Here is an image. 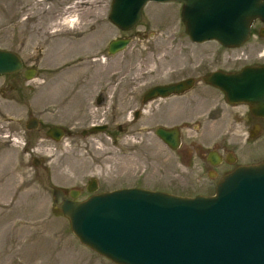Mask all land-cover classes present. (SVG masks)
I'll return each instance as SVG.
<instances>
[{"label":"rangeland","instance_id":"1","mask_svg":"<svg viewBox=\"0 0 264 264\" xmlns=\"http://www.w3.org/2000/svg\"><path fill=\"white\" fill-rule=\"evenodd\" d=\"M76 1L79 0H0V47L16 50L27 63L30 57L40 59L37 68L52 70L42 72L30 82L36 87L29 94L28 90H23L20 94L12 91L0 95V264H114L78 242L67 219L60 213V206L51 199L52 186L71 187L76 183L72 176L81 170L80 162H89L86 153L62 148L36 136L29 137L25 153L21 149L27 145L23 135L27 113L44 118L45 107L54 108L52 103L46 104L38 90L41 86L54 85L51 80L57 66V46L69 43V46L83 48L87 43L100 40L97 44L100 43L101 49L107 40L122 34L108 19L111 0H87L75 6L79 11L76 27L63 26L66 34L54 36L61 29L58 24L61 13ZM180 11L181 4L176 2H148L132 30L148 39L134 38L125 51L110 59L112 63L121 58L128 76L140 74L145 80L157 76L162 81L170 70L168 55L186 46L193 67L203 56V47L208 50L215 46L212 42H191L180 20ZM255 38L239 47L222 50V57L229 54L241 60L263 59L257 53L264 49V35L259 45ZM45 46L47 52L40 57L39 52ZM81 52L86 54L83 49ZM142 59L149 60L150 69L139 65ZM115 69L111 65L112 78L118 76ZM216 127L209 122L202 126L204 146L212 142V137L206 133ZM236 149L241 165L260 162L264 159V135L247 144L240 141ZM34 156L36 160L43 158V163L35 166L31 161ZM175 160L165 144L150 133H144L142 158L133 171L137 184L183 196L215 195L216 184L207 185L209 177L197 166V160H193L192 167ZM127 163L133 168V162Z\"/></svg>","mask_w":264,"mask_h":264},{"label":"flooded vegetation","instance_id":"2","mask_svg":"<svg viewBox=\"0 0 264 264\" xmlns=\"http://www.w3.org/2000/svg\"><path fill=\"white\" fill-rule=\"evenodd\" d=\"M133 29H119L122 34L107 40L101 49L100 43L97 44L100 40L87 43L83 48L69 46V43L57 46V66L51 80L54 85L41 86L38 90L46 104L52 103L54 108L45 107L42 113L44 118L27 113L23 134L27 145L21 148L24 153L29 148V137L36 136L41 140L53 141L62 148L81 150L89 158V162L85 164L80 162L78 168L82 172L77 171L72 176L76 182L73 186H58L66 199L83 201L100 192L126 187L141 188L133 171L142 158L144 133H150L165 144L178 164L192 167L193 160H197V166L201 171L205 170L209 177V186L217 184L223 175L241 165L236 149L240 141L247 144L264 135V113L255 110L249 103L230 101L226 93L211 82L214 73L230 75L244 67L264 66V58L241 60L229 54L222 57V50L232 48L215 40L193 42H212L215 49L207 50L203 47V56L191 67L190 54L186 51V46H182L178 52L168 55L170 70L165 79L160 81L155 76L151 80H145L140 74L128 76L127 71L124 72L126 68L123 67L125 64L121 62V58L118 61L114 59L113 63L110 60L125 51L134 38L148 39L141 36V32L132 31ZM263 35L264 22L255 20L250 27L248 40L255 36V42L259 45ZM118 39L129 41L121 51L110 54V42ZM45 48H41L40 57L43 52H47ZM81 49L86 54H82ZM9 50L20 57L22 67L13 73L0 75V95L12 91L20 94L23 90H28L26 92L29 94L36 87L30 82L39 78L42 72L51 73L52 70L37 68L40 59L37 61V58L30 57L27 63L16 50ZM257 55L264 57V49ZM111 65L119 72L113 78ZM139 65L150 69L151 63L142 59ZM187 81L190 85L181 86L182 89L179 87V93L153 98L148 95L155 86L184 84ZM30 119H35L36 124L30 122ZM206 122L217 126L211 130L215 135L211 131L206 133L212 137L208 146L202 144V126ZM240 125L243 139L223 136L231 130L230 126ZM159 127L171 128L177 132L178 143L174 149L157 135ZM55 132L58 133V139ZM220 137L222 139L217 140ZM185 157L187 162L182 159ZM31 161L43 163V158L36 160L34 156ZM77 161H80L79 158ZM127 162L135 165L130 168Z\"/></svg>","mask_w":264,"mask_h":264},{"label":"water","instance_id":"3","mask_svg":"<svg viewBox=\"0 0 264 264\" xmlns=\"http://www.w3.org/2000/svg\"><path fill=\"white\" fill-rule=\"evenodd\" d=\"M152 1L181 3L180 20L195 42L239 47L249 39L253 21L264 22V0H112L108 19L130 30ZM128 41L112 40L110 54ZM21 67L15 52L0 48V75ZM211 79L230 101L249 103L264 113V66L214 73ZM184 85L190 82L155 86L148 95L179 93ZM30 122L36 124L35 119ZM156 133L170 148L177 146L173 129L159 127ZM52 201L60 205L78 242L114 264H264V160L223 175L213 196L126 187L73 201L53 187Z\"/></svg>","mask_w":264,"mask_h":264},{"label":"bare ground","instance_id":"4","mask_svg":"<svg viewBox=\"0 0 264 264\" xmlns=\"http://www.w3.org/2000/svg\"><path fill=\"white\" fill-rule=\"evenodd\" d=\"M87 2V0H79L76 1V3L74 2L73 4H71V6H68L66 9H64L63 13H61L60 17H59V27L61 28L57 33H54L53 35H65L66 31H64L63 26L69 27L68 29H72L76 27V20H77V16H78V9H75L76 5H82L83 3ZM164 3V2H161ZM76 13V14H75ZM62 26V27H61ZM230 131L224 133L223 136H235L239 139H243V129L240 126H230ZM246 142L243 141V144H245Z\"/></svg>","mask_w":264,"mask_h":264}]
</instances>
